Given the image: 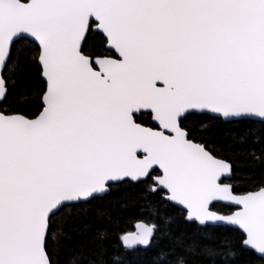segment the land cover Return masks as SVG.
Wrapping results in <instances>:
<instances>
[{
  "label": "snow or ice",
  "instance_id": "6c2138e0",
  "mask_svg": "<svg viewBox=\"0 0 264 264\" xmlns=\"http://www.w3.org/2000/svg\"><path fill=\"white\" fill-rule=\"evenodd\" d=\"M241 154L264 169V0H0V264L264 260V171ZM124 188L135 230L99 207L82 225Z\"/></svg>",
  "mask_w": 264,
  "mask_h": 264
},
{
  "label": "trees",
  "instance_id": "16d2710c",
  "mask_svg": "<svg viewBox=\"0 0 264 264\" xmlns=\"http://www.w3.org/2000/svg\"><path fill=\"white\" fill-rule=\"evenodd\" d=\"M39 85V80L36 78L35 73L29 70L26 73L20 75L18 80V87L21 92L26 91L31 87H36ZM225 129L224 126L216 125L212 127V134L207 138L215 139L217 142H221L225 138ZM235 163L239 166L238 175L244 177L250 175H259L264 169L257 168L253 172L248 167V161L244 155H240ZM241 186H246V179H241L237 181ZM138 195L131 188H124L120 192L114 193L112 196L105 199L102 202H94V206L91 209H86L81 216V223L85 228H91L93 231L99 227L102 223L101 218L95 215V207L103 209L106 213L105 219H112L113 221H119L122 227L128 228L129 230H134V223L136 217H139L142 214V209L139 207V202L136 201L135 197ZM173 229L175 231H187L189 233L196 232L194 225L186 224L182 219L178 217L173 224ZM90 233L85 231L83 234V239L90 241ZM207 243V242H205ZM90 250V249H89ZM68 252L72 251V248L69 246L67 249ZM61 259H65V256L61 255ZM132 264H151L152 253L151 252H140L134 254L130 257ZM190 264H211V258L193 254L189 257ZM233 264H264V260H261L259 257L254 255L249 251H239Z\"/></svg>",
  "mask_w": 264,
  "mask_h": 264
},
{
  "label": "water",
  "instance_id": "95a60500",
  "mask_svg": "<svg viewBox=\"0 0 264 264\" xmlns=\"http://www.w3.org/2000/svg\"><path fill=\"white\" fill-rule=\"evenodd\" d=\"M135 230V229H134ZM257 256V255H256ZM258 257V256H257Z\"/></svg>",
  "mask_w": 264,
  "mask_h": 264
}]
</instances>
